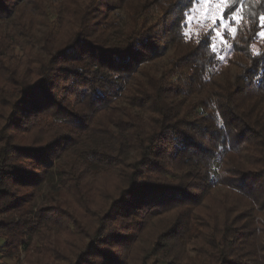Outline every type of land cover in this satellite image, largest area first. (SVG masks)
Returning a JSON list of instances; mask_svg holds the SVG:
<instances>
[{
  "label": "trees",
  "instance_id": "trees-1",
  "mask_svg": "<svg viewBox=\"0 0 264 264\" xmlns=\"http://www.w3.org/2000/svg\"><path fill=\"white\" fill-rule=\"evenodd\" d=\"M199 2L0 0L2 258L264 264V0Z\"/></svg>",
  "mask_w": 264,
  "mask_h": 264
},
{
  "label": "rangeland",
  "instance_id": "rangeland-1",
  "mask_svg": "<svg viewBox=\"0 0 264 264\" xmlns=\"http://www.w3.org/2000/svg\"><path fill=\"white\" fill-rule=\"evenodd\" d=\"M196 14L193 17V20L195 21L194 24H192V27L194 28H203V27H208V26H213L214 23L219 20V23L222 21L221 18V11L224 8V4L217 5L216 2H213L211 4H204L202 0H200L199 4L196 6ZM216 27V26H215ZM45 27L41 26L40 29H43ZM218 29V28H217ZM195 30V29H194ZM41 31V30H40ZM19 41L21 42V46L18 48L19 53H23L24 49L26 48H33V49H38L41 50V46L38 43L32 44L28 43V40L25 38H19ZM212 175L213 177L215 176L216 170L218 168L217 163H213L212 166ZM108 179V178H107ZM94 183H96V186L98 187V192L97 194H102L103 193V177L100 178H95ZM97 203H100V200H97ZM4 240L3 238H0V250L3 247ZM131 254V252H130ZM198 253L195 248H192L190 246L186 247V253L184 256L185 259H192L193 257H197ZM25 260V251L22 246H19V253L15 259H5L1 257V251H0V264H24ZM157 261V264H169V261H166L161 258H155L151 257L148 259V263H154ZM201 264H204V260L200 259Z\"/></svg>",
  "mask_w": 264,
  "mask_h": 264
},
{
  "label": "snow or ice",
  "instance_id": "snow-or-ice-1",
  "mask_svg": "<svg viewBox=\"0 0 264 264\" xmlns=\"http://www.w3.org/2000/svg\"><path fill=\"white\" fill-rule=\"evenodd\" d=\"M202 2L206 5L216 2L217 5L219 6L221 4H227L228 0H202ZM258 2H260V0H258ZM260 21H261L262 28H264V16L260 17ZM217 35H219V33H217ZM257 35L260 37H264V30H261Z\"/></svg>",
  "mask_w": 264,
  "mask_h": 264
}]
</instances>
